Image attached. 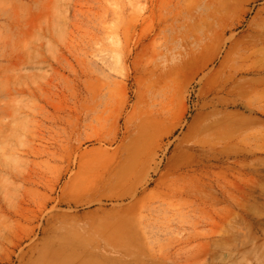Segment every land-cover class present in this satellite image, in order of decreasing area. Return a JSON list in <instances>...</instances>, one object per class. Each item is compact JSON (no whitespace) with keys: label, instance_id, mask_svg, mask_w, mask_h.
<instances>
[{"label":"rangeland","instance_id":"1","mask_svg":"<svg viewBox=\"0 0 264 264\" xmlns=\"http://www.w3.org/2000/svg\"><path fill=\"white\" fill-rule=\"evenodd\" d=\"M0 264H264V0H0Z\"/></svg>","mask_w":264,"mask_h":264}]
</instances>
